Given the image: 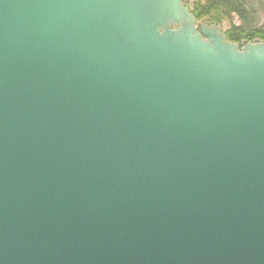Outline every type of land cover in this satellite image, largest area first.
Masks as SVG:
<instances>
[{"label":"water","instance_id":"water-1","mask_svg":"<svg viewBox=\"0 0 264 264\" xmlns=\"http://www.w3.org/2000/svg\"><path fill=\"white\" fill-rule=\"evenodd\" d=\"M192 0H0V264H264V45Z\"/></svg>","mask_w":264,"mask_h":264},{"label":"trees","instance_id":"trees-1","mask_svg":"<svg viewBox=\"0 0 264 264\" xmlns=\"http://www.w3.org/2000/svg\"><path fill=\"white\" fill-rule=\"evenodd\" d=\"M263 0H192L189 12L196 22L207 26H218L224 21H231L236 16L241 25L230 24L225 38L229 43L261 41L264 43V22L256 27L258 11L256 4Z\"/></svg>","mask_w":264,"mask_h":264},{"label":"rangeland","instance_id":"rangeland-1","mask_svg":"<svg viewBox=\"0 0 264 264\" xmlns=\"http://www.w3.org/2000/svg\"><path fill=\"white\" fill-rule=\"evenodd\" d=\"M254 7L259 12L258 17H257L258 22L256 23V27H259L264 22V0L262 1V3L256 4ZM230 24H233L234 26H239V25H241V21L239 20L238 17L233 16L231 21H224L220 25L215 26V27L220 29L222 31V33L225 35V33L228 31V29L230 27ZM258 42L261 44H264L261 41H258ZM251 43H254V42H251Z\"/></svg>","mask_w":264,"mask_h":264}]
</instances>
